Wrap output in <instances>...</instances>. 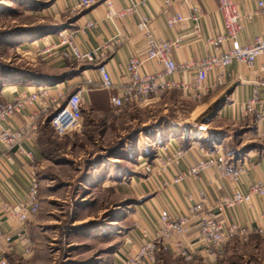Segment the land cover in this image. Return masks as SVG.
Returning <instances> with one entry per match:
<instances>
[{
	"label": "crops",
	"instance_id": "1",
	"mask_svg": "<svg viewBox=\"0 0 264 264\" xmlns=\"http://www.w3.org/2000/svg\"><path fill=\"white\" fill-rule=\"evenodd\" d=\"M34 1L24 5L29 4V7H32ZM43 1L44 4H41L45 7L43 11L46 14L56 13L57 22L23 24L22 27L25 29L21 34L23 39L19 36L2 37V45L9 46L12 43L15 49L25 53L30 60L35 61L40 57L44 61L43 68L38 70H30L29 73H20L14 77L8 75L3 77L0 99L4 103L13 101L22 90L33 91L40 86H49L48 95L55 96L54 85L59 84L62 91L70 89L81 92L83 110L84 104L87 103L94 111L106 106L115 108L111 96L125 95L123 84L128 77L125 72L126 62L132 55L146 58L145 36L138 26L141 13L152 16L151 29L156 37L162 39L183 37L173 53V57L178 62H191L212 53L209 39L223 29L218 0L192 1V4L203 12L200 34L193 33L192 19L182 20L172 27L168 26L167 20L171 16L180 12L189 13L190 6L181 0H170V4H166V0H146L145 5L140 4L138 10L117 21L116 26L106 15L108 3H112L116 9H121L131 2L139 3L141 0H99L92 6L80 9L75 7L76 0ZM234 1L242 12L253 13L237 35L239 44L251 43L264 31L263 17L256 12L261 0ZM89 22H93V25L89 26ZM52 28L56 29L53 31ZM64 30L76 31V42L83 50L100 46L118 30L121 33L120 42L116 43L105 58H100L96 62L81 63L64 57L62 52L64 46L54 48L60 43L61 33ZM231 45L233 44H227V47ZM52 46L53 49L49 52H42L44 48ZM99 62L105 64L109 70L115 84L111 89L96 88V83L100 79L97 71ZM75 63L80 65V70L75 69L76 72L72 73L73 69L70 66ZM157 69L159 65L154 60L145 61L143 70L153 72ZM222 70L225 72V78L224 82L219 84L218 74ZM194 76L193 72L178 70L170 77L176 80L183 78L194 80ZM255 91L258 94V103L248 116L240 118L243 102L251 98ZM98 97H105L106 106L97 100ZM217 100L223 101L218 118L230 122L231 125L237 124L238 127L226 131L198 132L199 136L192 132L187 139H183L184 143L178 138H171L164 146L162 145L159 155L172 154L178 149H182L184 154L178 163L165 167L157 160L147 165L150 172L145 177L143 185L146 190L154 191L153 193L150 191L137 208L144 233L145 231L152 233L158 227L161 210L167 209L171 214L183 215L190 207L199 204L201 209L193 216L187 235L161 239L164 248L173 256H178L174 251L176 239L183 240L186 245L193 244L196 252L188 261L196 264H222L228 262L235 253L241 255V249L244 251L241 257L246 258L245 254L251 253L255 256V252L264 248V233L257 231L258 228L264 230V194H253L250 201L217 212L219 219L227 223H238L246 228L248 231L246 238L232 236L220 249L215 250V253L203 249L202 245L196 242L201 217L212 209L218 198L235 190L248 192L251 183L264 182V134L262 133L264 126L259 125L258 122L264 102V54L259 55L251 66L234 61L224 68L215 67L211 70L205 81L202 97L195 101L197 107L203 110ZM127 102L130 100L126 99V105ZM40 109L41 100L20 111L12 112L5 119L0 120V133L18 131L26 123H30L32 114ZM46 117L42 115L36 122L37 128H32L17 138L18 141L13 146L10 147L7 142L0 140V208L5 202L23 201L32 179H38V162L44 158V152L39 144L40 127ZM204 135L205 138H202ZM193 138L206 142L209 149L206 150L190 142ZM210 159H214V162L197 175H189L178 182L174 181L178 173L201 160ZM35 217L24 225L14 220L2 223L4 236L0 240V259L7 258L11 263L12 256L23 255L31 250L34 243L30 240L29 234ZM20 232H24L26 236L22 241L18 238ZM253 256H249L251 264L256 258ZM146 261L147 263L144 264H154L149 258H146Z\"/></svg>",
	"mask_w": 264,
	"mask_h": 264
},
{
	"label": "rangeland",
	"instance_id": "2",
	"mask_svg": "<svg viewBox=\"0 0 264 264\" xmlns=\"http://www.w3.org/2000/svg\"><path fill=\"white\" fill-rule=\"evenodd\" d=\"M29 1L0 0V72L16 75L44 66L40 57L32 61L12 43H1L6 35L23 39V24L57 22L56 13L43 11V0L24 5ZM70 67L72 73L80 70L76 63ZM97 100L106 106L105 97ZM207 109L173 88L143 103L127 102L122 110L94 111L84 104L81 126L66 135L58 134L46 117L39 140L44 158L37 169L40 209L29 234L34 244L9 264L147 263L145 255L137 259L147 240L137 208L154 191L143 185L147 165L171 138L184 143L192 132L238 127L218 118L220 110ZM190 142L209 149L201 139ZM255 254L235 253L222 264H251L249 256L256 257L252 264H264V248ZM153 255L154 264H196L173 256L160 238L153 241Z\"/></svg>",
	"mask_w": 264,
	"mask_h": 264
},
{
	"label": "built area",
	"instance_id": "3",
	"mask_svg": "<svg viewBox=\"0 0 264 264\" xmlns=\"http://www.w3.org/2000/svg\"><path fill=\"white\" fill-rule=\"evenodd\" d=\"M99 0H76L75 7L80 9L92 6ZM193 0H181L190 6L188 14L176 13L168 18L169 27L174 26L177 22L185 19H192L194 22L193 33H201V17L203 15L196 5L192 4ZM145 5L146 0L131 2L127 7L116 9L112 3H108L106 15L114 25L124 16L136 11L139 5ZM166 4H170V0H166ZM218 7L222 17L223 29L217 32L209 39V44L212 46L213 52L203 58L191 62H178L173 57L174 50L179 46L182 36L173 38H158L154 35L151 29L152 16L141 13L138 26L144 32L146 41V58H141L138 55H132L125 64V72L127 80L123 84L124 96L112 95L111 102L115 105L116 110H122L126 105V99L143 103L151 97H159L167 90L177 88L183 90L193 100H198L202 97L205 89V81L209 73L215 67L224 68L234 61L245 63L251 66L256 58L264 54V31L257 35L253 42L248 44H239L237 42L238 33L244 28L245 23L249 20L253 13L242 12L234 0H218ZM256 12L262 15L264 20V0L258 3ZM89 26L93 22L88 23ZM120 32L109 38L100 46L90 50H83L76 42V31L64 30L61 33V40L54 48L62 45L63 56L77 62H96L98 59H103L107 53L114 48L116 43L120 42ZM232 43L230 47L227 44ZM52 47L44 48L43 53L49 52ZM146 60H154L159 69L148 72L143 70ZM182 70L193 72L194 80L181 79L176 80L170 76L176 71ZM99 73V81L96 83L98 89H111L114 87V82L111 78L106 65L99 62L97 64ZM225 72L222 70L218 74L217 82L223 83ZM56 86V95L49 96V86H40L37 90L25 91L22 90L18 96L10 102H6L0 107V120L5 119L14 111H20L22 108L41 100V109L32 114V121L26 123L18 131H3L0 133V140L7 142L10 147L17 143V138L28 132L30 129L37 128L36 122L42 115L50 116L51 126L60 135H66L72 130L78 129L83 120V97L80 91H72L70 89L62 91L59 84ZM258 94L255 91L254 95L243 102L240 108V118L248 116L258 103ZM259 125L264 126V102L262 112L258 118ZM264 134V130L262 131ZM23 150L22 147H20ZM184 154L182 149L176 150L172 154L157 155L155 160L161 163L163 167L172 163H178L181 156ZM160 160V161H159ZM214 162V159L201 160L192 165L185 171L178 173L174 177V181L189 176L197 175L202 169ZM222 164V163H221ZM221 166V165H220ZM253 194H264V182H253L249 186L248 192L240 190L232 191L218 198L212 209L206 211L201 217V223L198 228L196 242L202 245L203 249L215 253V250L220 249L223 244L232 236L246 238L247 229L238 223H227L223 219L218 218V211H223L226 208L233 207L241 202H248ZM40 209L39 200V182L37 178H33L30 188L28 189L26 198L17 203L5 202L0 208V240L4 236L1 225L4 221L14 220L22 225L34 218ZM201 209L200 205H194L189 208V211L183 215L171 214L167 209L159 212L158 227L154 232L145 231V248L137 252L139 257H145L154 261L153 241L156 239L173 238L175 236L187 235L190 231V223L193 216ZM264 218V214H263ZM257 231L264 233L262 228ZM20 241L26 238L24 232L18 234ZM174 251L181 255L186 260L193 258L196 249L194 245H186L183 240L176 239ZM0 264H9L7 258H1Z\"/></svg>",
	"mask_w": 264,
	"mask_h": 264
},
{
	"label": "trees",
	"instance_id": "4",
	"mask_svg": "<svg viewBox=\"0 0 264 264\" xmlns=\"http://www.w3.org/2000/svg\"><path fill=\"white\" fill-rule=\"evenodd\" d=\"M32 1V0H31ZM30 2V1H29ZM35 74H37V73H35ZM6 75H8L9 77H14V76H16V75H18V74H16V75H11V74H6V71H1L0 72V87L2 86V83H3V77H5ZM38 76V75H37ZM39 77V76H38ZM57 79V78H56ZM4 104H6V103H4L3 101H2V99H0V105H4ZM222 104H223V101L222 100H217L216 102H214L213 104H211L209 107H208V109L205 111V113H210V111L211 112H213V110H220L221 109V107H222ZM48 119H47V121L49 122V124L51 125V123H50V116H48L47 117Z\"/></svg>",
	"mask_w": 264,
	"mask_h": 264
}]
</instances>
